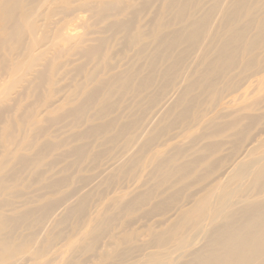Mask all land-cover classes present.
<instances>
[{
    "label": "bare ground",
    "instance_id": "bare-ground-1",
    "mask_svg": "<svg viewBox=\"0 0 264 264\" xmlns=\"http://www.w3.org/2000/svg\"><path fill=\"white\" fill-rule=\"evenodd\" d=\"M125 1L0 0V87H4L0 91V146L4 148L0 154V264L27 260L56 264L68 252L65 264H79V258L88 256L103 238L114 239L123 232L115 229L117 219L108 213L127 197L117 195L90 213L93 199L98 193L104 195L101 189L110 180L93 184L102 177L100 173L77 176L74 181L67 169L54 171L48 156L57 144L30 138L39 125L36 110L40 108L47 112L50 124L73 119L79 131L77 126L86 122L84 131L69 138L81 145L67 153L84 163L90 161L86 141L104 136V147H115L119 141L132 145L118 172L126 173L122 169L131 167V173L137 170L140 183L145 184L153 165L157 186L172 182L181 187L188 180L198 186L216 174L219 180L228 178L211 186L213 180L188 200L183 199L182 188L150 207L153 198L146 190L124 204L121 210L136 205L145 209L144 217H149V208H169L167 214L175 210L167 228L149 231L155 245L148 256L154 264H264V139L257 140L264 127L255 131L264 121V97L242 106L236 103L247 102L249 91L235 97L246 86V90L255 85L258 92L264 89V0H142L138 6L136 0ZM152 10L155 15L149 26L140 27L139 20ZM109 32L125 39L118 52L121 57L133 51L125 67L114 74L112 66L121 57L110 50ZM95 69L109 75L94 84ZM70 73H88L90 79L72 87L66 99L57 100ZM179 81L183 85L178 86ZM33 89H39L40 101L27 114L28 120L8 117L13 104L16 114L20 112L16 99ZM124 96L144 99L139 125H115L116 119L110 117ZM227 98V104L239 108L220 109ZM162 101L166 102L159 112L163 117L146 124L144 116ZM181 124L186 127L178 138L185 137L186 143H172L173 138L161 141ZM197 126L201 129L189 138ZM229 132L226 143L220 141ZM199 142L203 145L189 159L186 153ZM227 145L226 157L209 162ZM28 147H34L33 154L20 153ZM94 154L93 162L102 155ZM231 156H236L233 162L225 164ZM26 177L31 187H37L36 194L25 195ZM74 220L85 222L84 230L65 238L62 229L67 226L63 225ZM63 240L66 244L55 248ZM173 244L182 252L160 250ZM108 259L101 256L99 264Z\"/></svg>",
    "mask_w": 264,
    "mask_h": 264
},
{
    "label": "rangeland",
    "instance_id": "rangeland-1",
    "mask_svg": "<svg viewBox=\"0 0 264 264\" xmlns=\"http://www.w3.org/2000/svg\"><path fill=\"white\" fill-rule=\"evenodd\" d=\"M128 1V0H126ZM125 1V2H126ZM136 6L140 5L142 3V0H136L134 1ZM209 3V2H208ZM209 5V4H208ZM157 9V7H156ZM134 10V9H133ZM155 10V9H154ZM131 13V11H130ZM155 12L152 10L146 14L143 15V17L139 20L138 24L140 27L146 28L149 26L150 21L154 18ZM109 44H110V50L112 53L117 54L120 50H123L122 48L126 45L125 39H123L122 35H116L112 32L107 33ZM133 55V51H130L123 55V57L120 56V54H117V58H120L117 62V65H113L112 69L114 71H111L112 74H114L116 71H119L125 67V64L127 62V59ZM80 63V62H79ZM189 64V63H188ZM194 67L196 66V63H193L191 61V64ZM109 74H107L104 71H98L95 69L94 76L96 77V81L94 84L102 79H106V77ZM90 79V76L88 73H84L81 75H75L73 73H70L65 77V79L62 81V85L60 86V89L58 90L57 94V100L60 99H66L67 95L70 94L71 88L80 85L85 84ZM93 84V85H94ZM92 85V86H93ZM183 85L182 81L178 82V86ZM92 86H89L88 88H91ZM247 86L242 88L239 92L235 94V97H239L240 95H243L244 93H248V100L247 102L243 100L236 103L238 106L245 105L247 103H251L256 99H259L261 97H264V89L262 92H258L257 85H255L252 89L246 90ZM4 87H0V91H3ZM37 92L38 90H28L26 91L18 100L17 96L13 92V99H16L17 104L20 106V112L16 114V106L15 104L11 105L10 112L8 113V117L12 116H20L22 119L24 117V120H28L27 114L33 109L34 105L39 102L40 100L37 98ZM256 92V93H255ZM254 94V95H253ZM253 96V97H252ZM16 97V98H14ZM231 98V97H230ZM224 100L221 104L222 110L226 111L231 110L234 108H239L236 104L229 105L228 99ZM18 100V101H17ZM75 100V99H74ZM142 103L144 104V99L142 100H134L128 96L122 97V104L118 103L115 108L111 111L113 112L110 117L115 118L116 121L114 124H125V123H136V125H139L138 117L139 112L142 107ZM244 103V104H242ZM66 109L69 108L68 103L65 101L63 102ZM240 104V105H239ZM57 104L50 106V108L55 107ZM166 105V102L162 101V103L159 106H156L155 108L148 111V114L144 116L145 123H152L155 121L156 118L163 117L159 112L161 111L162 107ZM98 106L96 107V109ZM231 108V109H230ZM68 110V109H67ZM66 111V110H65ZM154 111L157 113V116H153L150 112ZM37 114V122H39V125L34 127V132H30V138L34 140L36 139V143H55L57 144V148L49 154L48 161H50L53 164V170L54 171H61V170H68L70 176L74 181H77V176H82L84 174H88L91 176H98L100 173L102 175L101 178H96L93 180V184L99 183V181H106L107 179L110 180L109 183H105L106 186H104L101 191H104V195L101 196L99 193L95 196L93 199L90 213H95L99 208L104 207L108 200L113 199V197L117 196H125V200H123V203L110 211L108 213L109 217L115 216L117 219L116 227L115 229H121L123 230L122 234L119 236H115L114 234L117 233L115 229L113 230L112 234L115 236L114 239H110L111 236H107L102 239V241L99 243V245L95 246L94 250L87 254L88 256H82L79 258L78 262L79 264H99V259L101 256L105 255L108 256V261L100 263V264H154L155 260L148 255L152 252L154 249V239L153 236L149 234L150 230L155 231H161L162 229L167 228V225L170 221L174 219H170L169 217L173 215L175 210L168 213L169 208L162 209L158 211H150L149 217H144L143 212L145 209L140 210V206H133L129 210H121L124 207V204L126 202H129L133 200L136 196L143 194L146 190L151 191L150 198H153L150 202V207L153 203H158L166 199V197L176 192L177 190H180L182 188H185L184 196L186 200H188L189 196L192 195V197H196L198 194H196L198 191H200L201 188L205 187L206 185L213 182V180H216L213 185L217 184H224L228 180V178H222L217 179V174L213 177H211L209 180L202 182L198 186H192L189 183L190 180L185 181L181 187L174 186L172 182H168L167 184L163 186H157L155 183V178H157L158 174L154 172V165L150 167L151 171L149 170L148 176L144 179L145 184L142 183L141 180L138 178V172L135 170L131 173L132 168L131 167H125L122 170L128 171L126 173H119L118 169L120 168L121 164L126 160V156L128 153L132 151L133 148L131 146H126V141L122 142L119 141L116 143L115 147L112 145H108L107 147H104L101 145V143L105 140L104 136H95L94 138H90L86 141L87 144H89V151L86 157L90 158V161L87 163L83 162V159H74L73 157L67 155V153L75 148L79 147L81 144L77 142H73L71 139V136L75 133H79L85 130V127L88 125L85 123L79 124L77 127H80L81 130H75V126L73 119H67L66 121L60 122L59 124H50L48 119L50 117H47V112L44 113L43 108L36 110ZM39 112V113H38ZM110 112V113H111ZM224 112V111H223ZM95 110H92L90 112L91 118L94 119ZM109 117L106 120H99L96 122V125L103 124L107 122ZM228 121V120H226ZM230 121V120H229ZM264 121L258 124V126L255 128V131L258 132L263 129L264 126L262 124ZM164 124L162 123V126ZM161 127V126H160ZM186 127V125H180L178 129L170 130L168 136H162L161 141H168V139H174L170 142L172 143H186L185 137L178 138L179 133ZM41 128H44L45 130L48 129L47 133L44 131H41ZM200 127H196L195 132H190L189 138H191L194 133H196L197 130H200ZM113 131V130H112ZM133 131H136L133 130ZM230 132L226 134L223 138L220 139V141L226 140L230 136ZM167 135V134H166ZM188 137V136H187ZM264 139V133L260 134L259 138L257 140L262 141ZM179 140V141H178ZM160 141V142H161ZM225 142V141H223ZM226 143V142H225ZM86 144V145H87ZM163 143L162 145H164ZM258 144V143H257ZM189 145V144H188ZM203 145L202 142H199L194 148H190V151L186 153V156H189V159L195 158V152ZM18 146V145H17ZM19 147V146H18ZM16 148L15 152L19 150V148ZM27 147V146H26ZM151 150H154L151 148ZM97 151L98 153H102L101 156H99L98 159L95 160V162L92 161V159L95 157L94 152ZM155 151V150H154ZM153 151V152H154ZM4 148L0 146V154H3ZM34 147H28L26 151L23 152L20 151V153L25 154H33ZM229 146L223 147L219 153L211 157L210 161H214L216 159H222L226 157L229 153ZM142 157V155H141ZM236 157V156H235ZM235 157L231 156L225 160V164L233 162ZM258 157V156H257ZM260 157V156H259ZM56 160V161H55ZM140 160V159H139ZM55 162V163H54ZM224 167V163H222ZM206 168V165L198 168V171H201ZM92 170V173L90 171ZM84 171V172H81ZM147 173V172H146ZM145 173V174H146ZM196 174H193V178H196ZM27 178V177H26ZM209 186V187H211ZM172 187V188H171ZM207 187V188H209ZM24 193L26 196L31 195L32 193L36 194L37 187H31L30 185V179H26L23 185ZM182 199V201H183ZM15 201V200H13ZM104 204V205H103ZM154 208V207H153ZM74 220L73 222L69 224H65L63 226L62 232L64 234V237L67 238L70 235L77 234L79 232H82L84 230L85 222L83 223H77ZM170 225V224H169ZM168 225V226H169ZM54 231H58L57 229H54ZM82 234V233H80ZM78 234V236L80 235ZM75 237L79 239L80 237ZM56 237V236H54ZM74 238V239H75ZM66 241H60L57 242L55 248L61 247L65 245ZM160 250H170L173 252H182L178 248L176 244L173 245H163ZM69 252L66 255H63V257H58L56 264H65L66 258H68ZM27 257V256H26ZM65 257V258H64ZM64 260V261H63ZM150 261V262H149ZM183 261V260H182ZM25 264H33L32 261L27 260Z\"/></svg>",
    "mask_w": 264,
    "mask_h": 264
}]
</instances>
